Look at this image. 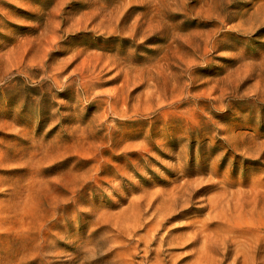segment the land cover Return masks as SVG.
<instances>
[{
  "label": "rangeland",
  "instance_id": "rangeland-1",
  "mask_svg": "<svg viewBox=\"0 0 264 264\" xmlns=\"http://www.w3.org/2000/svg\"><path fill=\"white\" fill-rule=\"evenodd\" d=\"M0 264H264V0H0Z\"/></svg>",
  "mask_w": 264,
  "mask_h": 264
}]
</instances>
